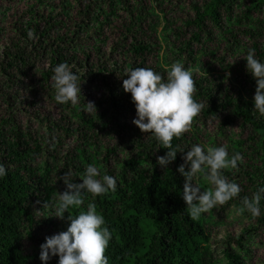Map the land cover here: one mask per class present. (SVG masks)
Instances as JSON below:
<instances>
[{
  "label": "trees",
  "instance_id": "obj_1",
  "mask_svg": "<svg viewBox=\"0 0 264 264\" xmlns=\"http://www.w3.org/2000/svg\"><path fill=\"white\" fill-rule=\"evenodd\" d=\"M249 49L264 63V0H0V163L7 170L0 178V264H38L45 237L69 223L48 216L66 187L59 177L70 172L81 183L89 164L115 177L116 191L85 193L84 205L69 212L96 204L112 234L108 264H264V230L254 233L264 227V198L258 217L237 211L243 197L264 188V116L253 107L255 79L243 59ZM177 61L192 72L193 98L205 109L173 138L184 152L164 169L156 157L167 149L132 123L135 105L122 81L136 67L166 80ZM59 63L80 76L76 106L54 99ZM88 101L96 112L85 110ZM209 118L218 121L217 133L207 128ZM193 145L243 156L239 171H224L239 196L197 219L177 172ZM193 183L211 190L202 176ZM218 213L250 226L214 249L210 227L225 223Z\"/></svg>",
  "mask_w": 264,
  "mask_h": 264
},
{
  "label": "clouds",
  "instance_id": "obj_2",
  "mask_svg": "<svg viewBox=\"0 0 264 264\" xmlns=\"http://www.w3.org/2000/svg\"><path fill=\"white\" fill-rule=\"evenodd\" d=\"M243 59L247 71L255 79L253 107L264 116V63L256 58L254 49H249ZM52 72L55 101L58 104L78 105L82 83L80 76L67 63L57 64ZM125 75L127 78L123 79L122 88L131 94L136 110L132 123L141 133L151 134L167 149L165 155L156 157L157 164L167 169L175 160L177 152H184L179 146L173 147V138L179 139L189 132L194 120L205 109L204 103L193 98L197 91L193 74L177 61L167 71L166 80L160 73L145 67L128 69ZM85 110L96 112L94 102L88 101ZM183 161L177 167V172L184 177L182 199L192 219L214 208L218 210L237 198L242 191L237 183L229 181L224 175L225 170L239 171L238 162L243 161L240 153L230 157L226 146H208L205 150L200 145H193L184 153ZM185 165L189 166L187 170ZM6 174L5 166L0 163V178ZM201 176L211 185V190H201L198 184L193 183L194 178ZM59 180L66 187L63 192H59L55 214L48 216L67 219L69 223L65 231L45 237L44 243L40 245L39 259L42 264H47L52 256H58V264H108L105 251L112 234L105 226L104 217L98 214L96 204L89 202L87 211H81L76 216L71 215L69 209L84 205L85 193L91 194L93 198L114 193L117 188L116 178L101 174L98 167L89 164L81 183L73 182L70 172L63 173ZM262 194L264 188L253 193L251 198L243 197L238 213L247 211L253 217L260 216V202L264 198ZM65 212L68 213L67 217Z\"/></svg>",
  "mask_w": 264,
  "mask_h": 264
},
{
  "label": "rangeland",
  "instance_id": "obj_3",
  "mask_svg": "<svg viewBox=\"0 0 264 264\" xmlns=\"http://www.w3.org/2000/svg\"><path fill=\"white\" fill-rule=\"evenodd\" d=\"M216 118V117H214ZM219 118V117H217ZM210 119V118H209ZM206 121V126L207 128L210 130V132L212 133H217L218 132V121L217 120H210ZM234 129L238 130L236 128V126L234 125ZM36 211L39 212L38 207H36ZM215 219L216 221L222 223V220L225 222L224 224L221 225H213L212 227H210V232L211 233V243H212V248L216 249V248H220L222 246V240L225 239V236L228 237V235H236L238 233L241 232V229L243 227L246 226H250L248 221H244L245 223H242L240 219H238L237 215L234 213H231L230 216H228L227 218L225 217V214H215ZM261 230H264V227H261L260 230H255L254 233H259ZM229 235V236H230ZM231 237V236H230ZM262 240H264V235H262ZM31 242H28L27 244L29 245ZM31 248L33 249V245H30ZM32 249H30V247L28 246V252L32 253L33 251H31ZM217 249V250H218ZM216 250V251H217ZM36 253H40V249L35 251ZM222 255V254H220ZM50 261V260H49ZM49 261H47V264H49ZM38 264H42V261L39 259L37 260Z\"/></svg>",
  "mask_w": 264,
  "mask_h": 264
}]
</instances>
